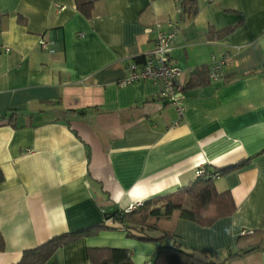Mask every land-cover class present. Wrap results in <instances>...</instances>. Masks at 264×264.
I'll return each instance as SVG.
<instances>
[{
  "label": "crops",
  "instance_id": "crops-1",
  "mask_svg": "<svg viewBox=\"0 0 264 264\" xmlns=\"http://www.w3.org/2000/svg\"><path fill=\"white\" fill-rule=\"evenodd\" d=\"M181 1L97 0L87 19L73 0H0V46L9 49L0 50V264L184 189L199 167L240 163L214 180L232 197L230 216L202 227L174 213L157 224L215 263L264 264V0H192V17L177 12ZM172 21L180 120L158 98L159 84L117 86L152 49L155 26ZM42 35L53 53L39 47ZM224 55L220 79L188 88L192 71ZM104 223L49 263L91 264L87 249L117 248L150 264L156 243ZM251 243L261 246L239 254Z\"/></svg>",
  "mask_w": 264,
  "mask_h": 264
},
{
  "label": "trees",
  "instance_id": "trees-1",
  "mask_svg": "<svg viewBox=\"0 0 264 264\" xmlns=\"http://www.w3.org/2000/svg\"><path fill=\"white\" fill-rule=\"evenodd\" d=\"M75 9L85 18H90L91 11L97 0H73ZM180 14L194 16L197 12L196 4L192 0H183L179 3ZM232 29H225L217 32L219 38L229 34ZM137 62L141 58L136 59ZM207 67H199L191 72L188 88L201 85L207 78ZM244 163L226 167L215 172L219 175L231 170L241 168ZM212 173L214 171H208ZM3 177L0 172V183ZM214 180L210 178L198 177L184 189L174 193L149 199L131 212L114 210L104 214V222L112 220L118 223L124 233L129 238H136L144 242H158L159 245L150 264H223L211 261L205 252L186 249L175 241L172 233L159 229L157 222L160 219H169L174 213L185 221L193 222L199 226L207 227L216 220L230 216L234 211V202L228 191L218 192L214 186ZM160 204V206L158 205ZM152 220V221H151ZM90 227L75 233H67L53 237L48 242L34 249L23 252L20 261L16 264H47L54 253L63 246L75 242L83 236H88L99 230L107 229L105 223ZM254 232L247 235H240V238L253 236ZM163 240V242H162ZM259 243L248 244L244 249L239 250V254H245L259 248ZM87 258L91 264H133L130 252L117 248H89Z\"/></svg>",
  "mask_w": 264,
  "mask_h": 264
},
{
  "label": "built area",
  "instance_id": "built-area-1",
  "mask_svg": "<svg viewBox=\"0 0 264 264\" xmlns=\"http://www.w3.org/2000/svg\"><path fill=\"white\" fill-rule=\"evenodd\" d=\"M59 9L61 10V7H59ZM177 12H181L179 7ZM177 30L178 21L167 23L166 29H162L160 25H156V35L153 41L152 49L141 57L140 62L132 61L127 65V75L125 78L118 81L117 86L120 88L127 87L139 80L159 84L161 89L158 94V98L165 101L167 105L172 107L177 120H180L184 113L182 97L180 96L178 86L180 69L170 61L169 56L171 52V42L175 37ZM146 32H151V29H146ZM38 45L41 49L46 50L49 53L54 52L52 42L44 35L39 37ZM0 50L8 52L9 49L0 46ZM229 60L230 57L228 55H224L218 59L212 58L207 67L209 81H216L223 76V68ZM195 176L196 178L204 177L217 179L218 173H207L203 167H199L195 171ZM142 204V202H138L136 204L129 205L127 208L123 209V211L126 213L131 212L140 207ZM118 229L122 232L124 231L121 226L118 227Z\"/></svg>",
  "mask_w": 264,
  "mask_h": 264
},
{
  "label": "rangeland",
  "instance_id": "rangeland-1",
  "mask_svg": "<svg viewBox=\"0 0 264 264\" xmlns=\"http://www.w3.org/2000/svg\"><path fill=\"white\" fill-rule=\"evenodd\" d=\"M159 206H160V204H158ZM152 221V220H151ZM162 242H163V240H162ZM154 243H156L157 244V247H158V245H159V241L158 242H154ZM157 249V248H156Z\"/></svg>",
  "mask_w": 264,
  "mask_h": 264
}]
</instances>
